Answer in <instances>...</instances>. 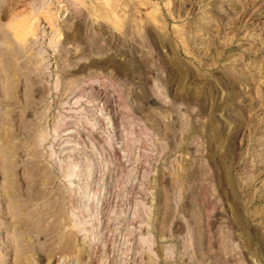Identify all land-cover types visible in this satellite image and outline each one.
<instances>
[{"label":"rangeland","instance_id":"374dc122","mask_svg":"<svg viewBox=\"0 0 264 264\" xmlns=\"http://www.w3.org/2000/svg\"><path fill=\"white\" fill-rule=\"evenodd\" d=\"M0 264H264V0H0Z\"/></svg>","mask_w":264,"mask_h":264}]
</instances>
